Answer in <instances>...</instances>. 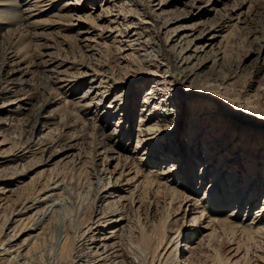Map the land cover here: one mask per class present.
Segmentation results:
<instances>
[{"label": "rangeland", "instance_id": "rangeland-1", "mask_svg": "<svg viewBox=\"0 0 264 264\" xmlns=\"http://www.w3.org/2000/svg\"><path fill=\"white\" fill-rule=\"evenodd\" d=\"M4 3L7 5L0 7L9 9L16 19L0 13V225L6 215L20 208L21 200L41 195L48 184L54 186L55 180L63 184L60 193H64L56 202L51 197L42 203L40 208L58 203L55 218L44 237L32 246L25 264H67L72 255L66 257L69 261L58 255L62 237L70 232L69 247H75L72 235L87 230L98 219L94 215L98 205L107 209L95 201L101 182L113 183L111 172L116 166L127 164L130 157L140 161L146 155L143 152L148 155L140 161L141 173L156 178L174 164L178 170L172 174L178 182L182 179L181 190L188 198L178 210L179 199L168 205L169 191L160 188V192L155 189L154 194H148V202L127 206L131 223H125L129 231L122 237L120 264H156L157 257L151 263V250L163 235L156 256L166 264H264V229L221 225L212 232L205 228L207 222L203 219V223L193 221L199 215L195 200L203 201L199 194L208 190V173L213 170L225 180L224 190L231 189L230 180L237 189L249 186L257 190L252 191L256 204L246 216L254 217L263 200L264 121L245 112L248 103L242 105L240 95L220 102L217 94L228 87L241 92L243 100L257 95L264 103V0ZM190 44L198 53L189 63L202 64L203 74L216 73L213 89L209 87L200 97L208 102L211 113H206L201 131L193 136L188 131L190 102L197 95L186 92L184 77H174L180 71L175 68L176 57ZM52 71L58 72L63 82ZM91 86L100 87L91 95L100 93L101 117L94 103L84 108L76 104ZM156 87L159 99L145 103L146 91ZM117 93L121 97L116 98ZM157 118L161 130L149 147L150 133L145 129ZM114 128L120 130L117 139L122 137L119 146L125 150L109 161L104 142ZM137 140L141 146L135 149ZM36 141L45 143L43 149L32 147ZM111 146L116 147L114 143ZM191 162L195 164L187 177ZM15 172L20 174L16 179L11 177ZM202 172L207 175L200 187ZM252 180L258 184L251 185ZM224 190L219 189L223 196ZM52 193L56 192L47 194ZM117 195L119 191L112 197V205L122 204ZM168 212L171 215L164 222ZM96 225L95 237L104 236L105 222ZM7 226L9 229L0 227V242L13 239V249L19 248L27 235L19 240L12 235L21 230L23 223L16 221ZM87 234L93 235L90 231ZM115 241L118 238L107 244ZM99 245L92 244V251L103 253ZM89 251L84 249L85 253ZM0 264L15 263L4 259Z\"/></svg>", "mask_w": 264, "mask_h": 264}, {"label": "bare ground", "instance_id": "bare-ground-1", "mask_svg": "<svg viewBox=\"0 0 264 264\" xmlns=\"http://www.w3.org/2000/svg\"><path fill=\"white\" fill-rule=\"evenodd\" d=\"M4 1L5 0H0V6L7 5L6 3H4ZM8 5L10 4L8 3ZM0 13H2L3 15L7 17L12 16L13 20L16 19V15L15 14L13 15L11 11L9 12V9H6L4 7H0ZM190 45L182 49L181 53H179L178 56L176 57L175 68L180 71L174 74V77H179V76L184 77V84H186V87H185L186 92L190 93V95L191 94H193L194 96L197 95L196 96L197 99H194L193 101L190 102L191 103L190 105L191 106V114H190L191 120L188 125L189 127L188 131H190L192 133L191 136H193L195 135V133L197 134L198 132L201 131V126L203 124V118L206 115V113L207 114L208 112L211 113V111L208 110L209 106L206 105L208 102L200 99V97H202L201 94L205 93L209 87L212 88V86L215 85L213 83L212 77L215 76L214 74L216 73L215 71H213V72H206L203 74L200 72L202 68V64H193V61L189 63L190 58L194 57V55L198 53V49L195 47V45L193 44H190ZM52 72H54V74H58L56 79L60 81L62 77H59L60 76L59 73L55 71H52ZM199 76H203V78L200 79ZM60 82H63V79ZM95 90H98L99 92L100 87L97 89H93V87L91 86L88 90L85 91V93L80 97V99L76 102V104L84 108L94 103L98 110L97 114L101 117L102 116V109H101L102 98L97 97V95H99L100 93H97L95 95L96 97L95 96L92 97L91 94L94 93ZM157 90H159L158 87H156V89L152 88L146 91L147 93L144 97V102L145 103L151 102L152 104L155 99H159L157 96H155V94L157 95V92H156ZM235 94L240 95L239 98H240V101H242L241 102L242 105L244 102L246 104L248 103V107L245 106L246 108L245 112H248L249 116L258 117L260 120L264 121V103H262L260 97H257V95H255L254 97H248L249 99L243 100L244 97L241 92L235 93L232 88H228V87L221 88V90L219 91L217 95L219 96V101L223 102L227 98L230 99V97L228 96H234ZM119 97H121V94L117 93L116 98H119ZM234 100L231 99L230 101H234ZM236 100L239 101L238 99ZM153 107L156 109L158 108L157 104H155ZM218 107H219V103L216 102L215 107H214L215 115L218 114V112H216V109ZM240 107L241 106H239V108ZM239 108L237 109V111H239ZM148 111L149 113H151L152 109ZM158 120H159L158 118L155 119L154 123L145 129L150 133V136H149L150 139L148 140H150L151 144L149 145V147L153 145L155 139L157 138L155 136L156 133L161 130V126L159 125ZM197 122L199 123L196 126ZM119 133H120V130L118 128H114L112 129V131L108 132L105 136L104 152H105L106 158L109 157L108 158L109 161L117 159L118 154L119 153L123 154L121 152H124L123 151L124 148H121L119 146L123 140L122 137H119V139H117ZM253 136H254V133H253ZM190 141H192V137L190 138ZM113 143L116 145V147L113 146L112 148L111 145H113ZM140 144H141V141L137 140L135 149L139 148L141 146ZM44 146H45V143L43 141L42 142L36 141L32 147H35L37 150H40V149H43ZM144 154H146L145 156L148 155L147 153L143 152V155ZM135 156L137 157L138 155H135ZM145 156H141L139 158L140 161H144ZM130 158H127L126 160L128 161L126 162L127 164H124V165L118 164L115 170L111 172V177L114 178L113 183L109 182L107 185H104V183L101 182V186L99 187V192L95 196V201L102 202V205L103 204L106 205L107 209L103 210L101 209V205H98V207H96L95 212H94L95 218L98 217V219L96 221H92L91 225H88L87 230L84 231L83 229H80L78 230L79 233L77 236L72 235V237H75L74 238L75 247L73 249L69 247L70 232H67L62 237V240L60 242L61 247H60V250H58L59 251L58 255L60 256L61 259H66V257H68L69 255H72L70 261L66 259L69 261L67 264H102L100 263V261H104V264H107L109 261H110V264L122 263V259H119L121 256H123L121 255V251L123 249L122 242L124 239L122 237H124L125 233L129 231V229L127 230L125 227H128L130 225L129 223H131L130 214L127 213L126 211L127 206L134 207L136 206V204H143L145 201H147L148 194L150 195L154 194L153 191H155V189H157V192H160L161 190L160 188L168 189L167 191H169L168 205L174 204L179 199L180 204H178L179 206H177L178 210L181 207V202L184 201V199L188 198L187 196H185V193L183 192V190H181V189H184L183 187L184 184L181 183L182 179H180V182H178V180H176L175 178V175L172 174L178 170V168L174 164L170 165L169 169L165 171V173H160V175H158L156 178L154 177L149 178L150 177L149 173L147 172L146 174L141 173L139 166L140 164H142L143 166V163L137 160L138 158H132V159ZM205 158L207 159L209 158L208 153H205ZM192 164H195V163L191 162L190 168H188V174L186 175L187 177L189 176V174H191L190 171L193 170ZM143 169L145 168H142V170ZM211 170L212 169H210L209 171ZM19 175L20 174H18V172H15L14 175H12L11 177L12 178L15 177L16 179L17 177H19ZM206 175L207 174H204L203 172L201 173V180L199 182L200 187L203 186V183L205 181L204 177ZM208 179H209L208 190L201 191L199 194L201 196V199L203 198V201H199L200 200L199 198L195 200L196 203H194V205L196 206L195 209L198 210V214H199L198 216H195L193 220L194 222H197L198 220L200 221L203 219V221L207 222V225L205 226V228L211 229L212 232H216L217 228H219L221 225L222 226L229 225L232 227L237 226V227H242L246 229L247 228L249 229L256 228L258 230L264 229V195H263V200L261 201L260 205H258V208L256 207L257 209L254 214V217L251 218L249 217V215L246 216V213L248 211L251 212V209H253V206L256 204V201H257L256 196L252 195L253 193L252 191L254 188H249L248 186L247 188L237 189L238 187L234 185L235 184L234 181L230 180L231 181L230 187L232 186L231 189L224 190L226 188L225 180H223L214 170L211 173H208ZM218 181L220 182L217 184ZM253 183L254 185L258 184L257 181H253L251 185H253ZM52 184H54V186H51V184H48L45 187V189H43V191L40 193L41 195H38V196L36 195L34 197L30 196V197H27L21 200L22 202H21L20 208L11 212L9 216L6 215L4 221L1 222L0 227H2V229H9V227L7 226L8 224L16 222V221H21L23 223L21 230H19L18 233H15L12 236L13 238H16V240L21 239V237H23L24 235H27V237L23 239L22 245L19 248H15V249H13L14 245L11 244V240L13 239H8L7 241L2 240L0 242V261L4 259L6 260L11 259L14 261L15 264H25V260L28 258V253L31 252L30 250L32 246L35 245L36 242L38 244L39 240L44 237V234L47 231V228L49 227V223L51 222L52 217H54L53 216L54 213H56L58 203H55L54 205L49 204L47 208H45V206L42 208L40 207L43 202L47 200L50 201L51 197H53L52 201L56 202V200H59L61 196L64 194V193L63 194L60 193V190L63 189V184H60L59 179L52 182ZM220 188H223L224 193H225L224 196H223L222 191L219 192ZM53 191H55L56 193L47 194ZM117 191H119V195H117L119 201H123V202L122 204H119V205H116V204L112 205L113 203L112 197H114V194ZM254 192L257 193V190L254 189ZM120 193H128V194L121 195ZM45 194L47 195L42 199V195H45ZM221 198L223 199V201L221 200ZM50 207H52L51 210H50ZM34 209H36V211L27 217L28 213H30ZM208 212H211L212 214L210 213L209 220L207 221L206 215ZM170 215H171V212H168L165 215V217L163 218L164 222L168 220ZM216 215H220L221 217L216 219L217 217ZM102 221L105 222L104 226L107 228V230H106V233H101L102 235L105 234L104 236L100 237L98 235L99 237L97 238L93 234V230L97 229L96 223L98 222V224H100ZM125 223H127L128 226H126ZM200 223H203V222L200 221ZM71 228L69 230H71ZM88 231H90L93 235H88L87 234ZM211 234L213 233H210V235ZM181 235L182 233L179 234V237H181ZM115 238L116 239L118 238V241L113 242L111 245L107 244V241H109L110 239H115ZM164 238H165V235H163L158 240L157 244L151 250V253H152L151 263L155 261L156 257H157L156 264L158 263L166 264L167 263L164 260L163 261L160 260V256H156V253H158L159 248L163 244ZM99 243L101 244L99 246L101 248H104L103 253H98V251L93 252L91 249V245L92 244L97 245ZM179 244H180L179 241L176 242L175 249H178ZM85 248L86 249L88 248L90 251L85 253L84 252ZM166 248L167 247L165 246L164 249ZM173 252L174 250L170 253L169 256H171ZM84 257H87L86 262L83 261ZM221 264H227V262H223Z\"/></svg>", "mask_w": 264, "mask_h": 264}]
</instances>
